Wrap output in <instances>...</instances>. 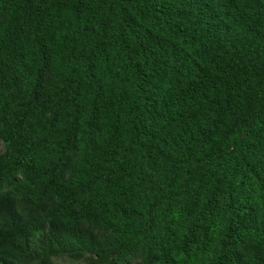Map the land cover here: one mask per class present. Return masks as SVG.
<instances>
[{
    "label": "trees",
    "instance_id": "16d2710c",
    "mask_svg": "<svg viewBox=\"0 0 264 264\" xmlns=\"http://www.w3.org/2000/svg\"><path fill=\"white\" fill-rule=\"evenodd\" d=\"M264 264V0H0V264Z\"/></svg>",
    "mask_w": 264,
    "mask_h": 264
},
{
    "label": "rangeland",
    "instance_id": "374dc122",
    "mask_svg": "<svg viewBox=\"0 0 264 264\" xmlns=\"http://www.w3.org/2000/svg\"><path fill=\"white\" fill-rule=\"evenodd\" d=\"M54 264H84L82 262L71 261L69 259H57Z\"/></svg>",
    "mask_w": 264,
    "mask_h": 264
}]
</instances>
